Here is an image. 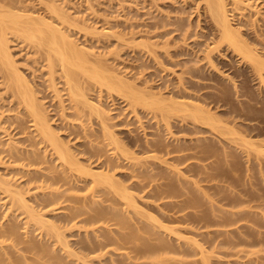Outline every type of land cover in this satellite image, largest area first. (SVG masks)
Masks as SVG:
<instances>
[{
  "label": "rangeland",
  "instance_id": "374dc122",
  "mask_svg": "<svg viewBox=\"0 0 264 264\" xmlns=\"http://www.w3.org/2000/svg\"><path fill=\"white\" fill-rule=\"evenodd\" d=\"M245 2H248L246 3L247 6L244 9L238 10L234 8L235 0L225 1L226 7L229 10L228 13L231 18V22L234 28H237L236 30L239 31L238 37L236 38V43H238L233 46L240 44L237 46V49L242 48V51L231 46L232 44L229 41L222 40L220 26H218L216 17L209 8V2L207 0H0V10L2 9V11L6 12V14H4L5 18L11 15L10 19L8 17L6 18V20L8 19L7 21L12 20L10 23L6 21L7 24H11L8 25L11 28H6L8 29V31L6 30V36L9 40L8 44L10 52L15 62V67L11 68L8 66L10 68L8 69L7 65L5 66V64L2 63V58L0 59V158H2V160L0 159V228L2 229V226L5 228V226L13 224L12 222H14V224L18 225L19 231H17L18 233L20 232L19 237L21 238V242L22 240H32L38 242L42 246L45 245V248L49 246L51 247H49L50 250L48 253L40 251H36L37 253H34L35 251L32 253H24L27 259L26 261L23 259L24 263L21 264H45V262L47 264L50 261L52 264H55V262H62V260L69 264H85V262H87L86 264H119V262L120 264L121 262L127 264H135V262H141L140 264H152L153 262L156 264H264V214H262L264 211V200L262 196V201L261 199L256 200L257 197H260L258 195L264 193V174H262L264 173V171L262 172V169H264V152L260 153L257 151L261 146L264 148V68L261 70L256 67L257 69H255L254 65L257 64L255 63L257 60L254 59L253 62L251 58L248 59L246 56L247 53L250 54L248 49L252 48L253 50H251L257 53L259 58L262 57L261 61L264 58V0H244V3ZM248 5L251 6L248 7ZM20 8L24 14L19 10ZM23 8L27 9L24 10ZM9 11H12V13ZM19 11L23 15H18L16 19L18 20L17 22L14 19L16 18V14L14 13ZM0 13L3 14L4 12L0 11ZM33 15H35L34 18ZM27 16H31L34 20L32 21L28 19ZM60 16H62V18ZM24 17L30 20L29 23L23 22V19L24 21L26 20ZM36 17L37 19L38 17H43L45 21L48 19L47 21L53 22V25H56L57 27L59 26V28L61 27L64 31L66 30L68 35L70 34L73 42H75L76 45L79 46V49H81L80 52L82 51L81 53H85L82 54V56L80 55V57L85 58L87 55V63L82 61L87 74L84 71V68H82L83 71L81 68H79V70L78 67L75 65L73 66V64H65L63 66L60 62L61 60L59 61L60 58L56 54V49L54 47L52 48V46L48 44H41L42 42L39 40V36L41 34L39 35V33H37V29L34 28L37 27L41 30L40 28L43 18H41V20L38 19V24L34 25L37 23V20H35ZM15 23L20 24L17 26ZM28 24H30L31 27ZM32 26L34 27L33 29L35 30V34L39 35L38 38L37 36H34L30 39L23 32L25 31L24 28L31 29ZM33 29H31V32H33ZM41 32L42 30L40 33ZM245 45H247V47ZM82 49H86L87 52L90 50L89 54L86 53V50L83 52ZM245 49H247V51ZM71 57L76 63L80 60L77 55L74 57L73 54ZM49 59H53L52 63H54L50 64L48 62ZM88 59H90L91 62ZM66 66L68 67L66 68ZM64 67L66 69L69 68L70 70L73 67V70L76 68L77 71L75 73L78 77L80 76L79 78L81 79L79 83L81 82V84L78 87L75 85L76 88L73 89H76V92H79L80 90V93L84 91L83 93L87 95V98L89 97V99L91 98L90 100L98 105H101L102 108L106 110L105 116L103 114L101 118L99 114V116L94 114L95 111L91 110L84 102L82 103L84 105L83 106L79 101V99L83 100L81 99V95V97L78 95L79 97L78 99H75V102L71 100L70 93L75 90L71 87L70 91V86H74V83L71 82L70 85V83L66 82L67 77L65 76L67 75L64 74V70H66ZM14 70H17L15 72H18L20 76H24V78L30 82L29 84L32 86L31 93L33 95L35 94L34 98L37 99L35 101L39 102L40 105L42 104L46 109L44 111L45 113L47 111L46 115L48 116L47 118H49L48 120L50 121L52 130L56 131L57 137L60 141L62 140L61 142H63V144L66 143V145L70 147L69 150L71 152V156L74 154V157L70 156V158L76 161L77 164L80 163V166L77 164L71 166L70 163L67 161L65 162L62 158H59V155L55 153L56 150L48 143V138H44L43 135L39 133L36 123H34L35 121L32 120L33 118L29 115V109L25 107L22 95L16 92V83H13L12 80L14 77H10L9 71L13 73ZM87 70H91V72L95 70L96 72L99 71L98 74L100 76L103 71L101 76L102 80L103 78H112L113 72L115 75L118 74L119 77L114 76L112 79L113 81L121 83L124 92L119 93L111 89V91H109V88L106 85H103L105 83L104 80H94L96 81L94 83L93 79H90L91 76L88 75L90 72ZM260 70L261 72H259ZM260 74H262L263 79ZM79 78L77 79L79 80ZM127 87L129 89H127ZM148 91L152 94L148 93ZM122 93L128 95V98ZM133 93L135 97L139 95L141 96L142 94V97H138L140 99L138 102L133 101V98H135L134 95H132ZM206 94H208V97ZM164 97L173 99L172 101L177 102L184 101L190 103L193 101V104L199 103L201 106L202 104L203 106L205 105L204 107L209 109L208 111L210 114L213 112L218 116H214L212 113L214 117L213 120H217V122H215L216 127L213 123H211V125H203V132L199 133V131L197 132L192 130L190 125L191 117H186L184 115L185 110H183V107L184 109L186 107L175 102V104H173L176 105V107L174 105L173 107L170 105L172 101L170 102ZM141 98H143V100L147 98L144 100L145 103L141 100ZM162 98H164V100ZM60 99L64 102H62L65 106L64 110ZM161 99L165 102L164 106H162L163 102H161ZM76 100L79 101L83 108L80 105L79 106L84 109L81 117L80 114L78 115L79 111L75 109V106L73 107V105H75L74 103L77 102ZM159 104H162V108L159 107ZM167 104L170 107L166 106ZM203 106L201 109H203ZM174 108H177L178 111ZM250 108L252 109L250 110ZM185 113L187 114L189 112ZM165 115H168L169 117H166ZM104 117H106V120L102 122L101 120H103ZM183 117H186V119L189 120H184L185 118ZM166 118L169 119L171 128L166 126L167 124H165V121L168 120ZM181 120L185 123H182ZM105 123H107L108 127ZM184 124L188 126L190 130H181L180 126ZM108 129L109 131H112L111 134L114 135L112 136L116 137L113 138L115 139L113 140L115 144L111 140L112 138L109 139L110 136L108 135ZM223 130L225 132L223 133L224 136L221 135ZM236 130H238V133ZM192 131L194 133H192ZM243 135H245V138ZM162 137L164 139H162ZM196 138H200L202 142L205 141L204 143H211V145L216 149L214 150V153L216 152L214 156H216L214 157L212 155L213 157L210 156L211 158L209 157L204 159L205 161L202 158L203 162L200 159L201 157H194L195 159L192 158V161L189 159V161H182L180 164L179 162L177 163V161L172 160V154L170 156L165 153L166 148L164 149L163 146V148L159 146V141H161V143L165 142L166 144L179 142V144L189 145L190 142L195 143L197 140ZM243 138L246 139V141ZM11 146L16 149H11ZM120 146L121 150H123V154L120 150ZM186 150L177 153L183 154ZM11 151L17 156H14L15 160L11 156ZM186 152L188 153V151ZM192 152L189 151V153ZM225 152L228 153V160L225 158V155L227 156ZM125 154L126 156L128 154L129 157L127 156V158ZM153 156H157V158ZM160 158H164V160H160ZM232 159H235L236 162L231 163L230 160ZM105 161L106 163L104 166L103 164ZM228 162L229 165L227 164ZM138 163L140 164L138 165ZM192 163L196 169L192 166ZM110 164H112L113 167ZM108 166H111V168ZM90 167L91 170H86ZM107 167L109 170H107ZM69 168H71V170H69ZM81 169L84 170L82 171ZM205 169L206 171H204ZM92 170L93 173L100 171L103 173L105 171L106 173L109 172L108 175H110V177L113 173L114 177H112L114 180L112 181V178L107 176L106 178H109L110 182H107V184L105 181L103 184L107 190L112 187L109 186V184H111V182H115V180H117L116 183L122 182V185L125 183V185L128 186V189L126 190H129V193H132L134 196L136 195V201L138 200L137 203H139L138 209L136 210L133 207H126L124 205L126 200L121 196L124 194L126 195L128 191L124 193L125 188L120 186L121 183H119L120 185H118L119 187H117V190L113 187L112 189L110 188L111 193H113V190L114 192L116 191V195L114 193L109 194L110 192L106 194L98 193L99 197L96 193L97 197L94 198L97 200L99 199L98 201L100 202H93L91 199L86 200L89 202H87V205H85L84 208L82 207L83 212L80 210L79 213L82 215L80 214L79 219H86L88 218V215L89 217H92V215H94L92 213L101 210V208H105V210L102 209V213H104L102 215L103 217L101 216L97 221L95 220L99 216L95 213L97 215H95L96 219L93 220L95 221V224H93V222L87 223L85 221L84 224L83 221L82 223L79 221L78 223H80V225L78 226L77 224L78 227L76 225L74 226L73 222L70 223L71 226L73 225L71 227L69 222L67 223L65 221V218L71 216L70 213L74 211H71V207H74L76 204L73 201L70 202V200L62 203L64 204V208L62 207L57 209L56 206L55 208H52V205L50 207H47L48 205H45V207L44 205L39 206L42 199L45 198L44 196H48L50 189L56 188L57 186L59 187V192H63V190H65V195H69L70 197H82L84 194L91 197L90 191L87 189L89 187L86 188V186H88L89 183H92ZM139 170H141V172H139ZM30 171V175L37 174L36 176H39L36 178L37 180L32 182L27 180V174H29L28 172ZM211 171L212 174H214L213 177L209 176V174L212 176ZM138 172L142 174L143 182L150 183L154 186L164 181L173 182L176 188L175 196H169L170 199L165 198L163 200L161 199V201L157 198L158 201H156V197L154 198L151 195L153 194V191L151 192L150 190V187H152L150 184L145 191L143 189L140 190L141 188L135 185L134 180H140L138 176V180L135 179ZM143 173L148 175L147 177L150 181L145 174L143 175ZM195 173H197V175ZM227 173L228 176L226 175ZM64 175L69 179L63 177ZM151 175H153L156 179L151 180V177H153ZM134 176L135 178H133ZM162 176L166 177L165 180ZM3 177L6 178L7 182H11L10 188H12V190L16 189L15 191L17 192V195H20L22 191L21 194H23V197H25L27 201L25 202L30 206L33 205L35 213L30 209V211L28 210L30 212L29 215L27 209L25 210V206H23L24 208L19 207L18 203L12 202L13 200L18 201L20 196L18 197L14 192H12L15 194L14 196L18 197L16 199L11 192L5 191L7 185L4 183L3 180L5 178ZM50 177H62V180H65V182L61 180L64 184L59 181L60 185L57 183V185H52L50 187ZM209 177L212 178V180L214 179L215 182L209 180ZM229 177H234L235 180L234 178ZM38 178H40V180ZM45 178L47 180H44ZM76 178H84L83 181L88 184H83L81 183L82 181L78 182L76 181ZM161 178L163 180H161ZM194 180L198 181L194 183ZM78 186H80V188ZM44 187L49 188L46 190ZM248 190L251 194L248 193ZM119 191L121 193L123 192V194L119 195ZM201 191L204 192V194ZM213 192H215V197H212ZM191 193L200 198V204L204 208L201 209L202 207L200 205L199 208H197L198 206H190L175 215H183L185 213L195 215L196 212L197 214H200L201 211L205 209L210 211L209 209L211 208L213 210H218L220 208L219 210L223 209L224 211L245 208L247 210H251L250 212L252 214H257V219L258 216H263L259 222L260 227H258V225L253 227L252 220L251 223H248L250 222L248 220H244L240 222L239 227L237 225H229L230 227L226 225L227 227L224 226L221 228L219 225H210L209 227L203 226L204 228H202L201 224L195 223V221L191 219L185 223H181L172 221L163 216L166 211L161 206L165 200H177L181 202L185 195H191ZM201 193L203 194V197L205 196L204 198ZM221 193L223 196L230 194V196H239L248 200L250 196L252 197V195L256 193L257 196L254 195L252 198L250 197L251 203L246 205L244 203L239 207H235L234 205L230 206L231 203L228 201L221 202L226 199L223 197L222 200V197L219 196ZM150 195L151 197L149 198ZM103 196L105 197V200ZM212 198L216 199L213 201ZM254 201L258 202L255 203ZM208 202L210 204H208ZM140 205L145 208L142 209V207H140L144 211V215L141 213L142 210L139 211ZM98 207H100V209ZM96 208L97 211L95 210ZM112 211L115 212L116 218L120 221L123 216L122 221L124 222L114 224L118 222V220H115L113 217L114 214L112 215ZM107 212L111 215L109 213L107 214ZM33 213L34 215L42 213V216L44 217H40V215L35 217L32 215ZM162 213L163 215H160ZM118 215H121V217ZM29 216L32 217L29 218ZM39 217L40 219L44 218L43 220L46 221V226L50 222H52V224L55 222L58 231L57 229L55 231L53 230V232L49 231V228L46 226H43V229V222H40ZM153 217H156L158 220L160 219V221L157 219L153 220ZM112 218H114L115 222ZM48 220L50 221L48 222ZM161 221L163 222V225L179 227V233L175 234L169 230L165 231V228H160L159 225L162 224ZM127 223L129 226L131 225V229L132 231L134 230L133 232L135 233L130 237V241L124 243L126 248L123 246V241H118V243L115 242V244L113 243L111 246L110 243L107 245L108 247H104L102 250L95 249V252L91 250L90 253L88 241H97L100 237L96 238L95 236L98 235L103 237L101 234H108V232L111 233H109V235L115 237L116 235H114V233L112 234L113 230L115 234L120 229L122 232H128V227V229L126 227L122 228V226L127 225ZM52 224L50 223V225ZM142 224L144 229L142 228ZM50 225L48 224V226ZM244 225L247 226V228ZM105 228H107L108 231ZM152 228L155 231L157 230V236L161 235L162 237L168 239L167 241L170 244H173L171 246H173L174 249H171L172 252L170 250V252L167 251L168 254H165L166 251H163V253L160 252L159 255L154 256L147 253L142 256V259L141 257H138L139 260L136 256L134 258V254L137 251L136 250L134 253V249L136 247L135 239L137 237L149 238L152 234L149 240H153V238H156L157 236L155 233L153 234L155 231H153ZM56 231L58 233H56ZM147 231L151 233L149 234ZM240 231H242V233ZM251 231H253V233ZM47 233H49L50 236L47 235ZM200 233L202 236H200ZM245 233H247V236ZM250 233L252 235L255 234V241L251 236H249ZM58 235L60 236L59 238ZM221 235H223V237ZM258 236L260 238L262 236V240L258 239ZM19 237L17 235L16 238ZM225 237H230L235 240V243H232L234 245H228V243H222V245L219 244ZM246 238H248L249 241ZM2 239H4V241ZM6 239L5 237L0 239V253L4 254L3 256L5 258L9 255L8 253L11 255L18 254L17 256L23 253L20 249L19 251H16L18 250V247H22L24 245L23 242L18 244L16 248H13L10 246L13 244L11 239L8 238L7 241ZM196 239L199 241L201 240L200 242L198 241L200 244L194 242ZM260 240L261 242L263 241V244L259 242ZM61 241L65 243L61 244ZM192 241L194 242V245ZM83 242H85V244ZM214 242L217 243L215 244ZM251 242L253 244H251ZM119 244L124 248L121 247V250H119ZM128 245H131L132 247L134 246V249L131 246L128 247ZM260 245L262 246V249ZM6 246L8 248L10 247L9 249L11 250H9ZM66 246L69 247V250H67ZM214 246L217 248H214ZM7 250H9V252H7L8 255L5 256ZM75 250L76 253H74ZM182 250H186L188 253H182ZM202 250L204 252L203 256L205 257L206 255L208 257V261H206L207 257L205 258V261L204 258L202 259L203 256L200 252ZM50 252L54 255H50ZM83 254L88 257L83 256ZM57 255L62 257L60 258ZM0 256L2 257L1 254ZM30 256L31 258H34V262L32 259L30 260ZM52 256H54L53 259L51 258ZM55 257L58 261H53L55 260ZM84 257L86 258L84 259ZM9 259L10 258L7 257L8 262ZM7 260L5 259V261ZM80 260H82V262ZM5 261L4 263H6Z\"/></svg>",
  "mask_w": 264,
  "mask_h": 264
},
{
  "label": "bare ground",
  "instance_id": "6f19581e",
  "mask_svg": "<svg viewBox=\"0 0 264 264\" xmlns=\"http://www.w3.org/2000/svg\"><path fill=\"white\" fill-rule=\"evenodd\" d=\"M208 2H209V8L211 9V11H212V13H213V15L216 17V21H217V24H218V26H220V29H221V38H222V40L223 41H225V40H227V41H229L231 44V46H233V45H236L237 43H236V38L238 37V34H239V31L238 30H236L235 28H234V26H233V24H232V22H231V18L229 17V13H228V9H227V7H226V3H225V1L226 0H207ZM246 3H248V2H245L244 3V0H235V7L234 8H236V9H244L247 5H246ZM54 4V3H53ZM3 6V5H2ZM54 6V5H53ZM251 6V5H250ZM249 5H248V7H250ZM1 7V6H0ZM22 8V7H21ZM21 8L19 9L20 11H21ZM55 8V7H54ZM58 8V7H57ZM11 9V8H10ZM9 9V10H10ZM18 9V8H17ZM24 9V8H23ZM27 9V8H26ZM26 9H24V10H26ZM4 10V9H3ZM61 10V9H60ZM1 12H4L3 14L2 13H0V59L2 58V63L3 64H5V66L7 65V67L9 66V67H11V68H13V67H15V65H14V59H13V57H12V55H11V52H10V48H9V40H8V38H7V36H6V30L8 31V29H6V28H11L10 26H8V25H11V24H9L10 23V21L12 22V20H10V21H7L6 20V18L8 17L9 19H10V16H7L6 18H5V15L4 14H6V12L5 11H2V9L0 10ZM15 11V10H14ZM18 11V10H17ZM19 11V12H20ZM56 11V10H55ZM246 11V10H245ZM9 12H11L12 13V11H9ZM8 12V13H9ZM19 12H15L14 14H16V18H14L15 19V21H17L18 22V20H16L17 19V17H18V15L20 16V15H23V14H21V12L19 13ZM26 12V11H25ZM29 12V11H28ZM240 12H242V11H240ZM244 12V11H243ZM58 13H60V12H58ZM32 14V13H31ZM30 14V15H31ZM60 15V14H59ZM58 15V16H59ZM34 16L35 15H33V18H34ZM22 17V16H21ZM20 17V18H21ZM28 17V19H30V20H34L31 16H27ZM61 18H62V16H60ZM64 17V16H63ZM20 18H19V20H20ZM25 18V17H24ZM41 18H43V17H41ZM41 18H39L38 17V19H40L41 20ZM60 18V19H61ZM26 19V18H25ZM28 19H26L25 21H24V19H23V22H28L29 23V21L30 20H28ZM38 19H37V17L35 18V20H37V23H35L34 25H36V24H38ZM45 19H46V17H45ZM65 19V18H64ZM63 19V20H64ZM48 20V19H47ZM45 21L44 20V18L42 19V23H41V30H42V32L40 33V31L41 30H39L37 27H33L32 26V28L31 29H37V33H39V35H36L35 34V30L33 29L32 31L33 32H31V29H26V28H24L25 29V31H23L24 32V34H26V36H28L30 39H32V37H34V36H37V38H38V36L40 37L39 38V40L42 42L41 44H48V45H50V46H52V48L54 47L55 49H56V54H57V56L60 58L59 59V61L63 64V66L66 64V65H69V64H73V66L75 65L76 67H78V69L79 68H81V70H82V68H84V63H87V59H86V57H87V55H86V57L84 58V57H80V55L82 56V54H85V53H81L80 52V50L81 49H79V46L78 45H76V43L75 42H73V39L70 37V34L68 35V33H66V30L64 31L63 29H61V27L59 28V26L57 27L56 25H53V22H51V21ZM59 20V19H58ZM6 21L7 22H9L8 24L6 23ZM21 21V20H20ZM14 22V21H13ZM35 22V21H34ZM31 23H33V22H31ZM6 24V25H5ZM16 24V23H15ZM18 24H20V23H17L16 25L17 26H19ZM28 25H30V24H28ZM26 26V25H25ZM39 26H40V23H39ZM14 27V26H13ZM30 27H31V25H30ZM22 28V29H23ZM27 31V32H26ZM241 33V32H240ZM8 34V33H7ZM236 36V37H235ZM240 36V35H239ZM71 38V39H70ZM239 39H241V38H239ZM239 39H237V40H239ZM241 40H243V39H241ZM244 42V41H243ZM40 43V42H39ZM240 45V44H239ZM239 45H237V46H239ZM78 46V47H77ZM217 46V45H216ZM237 46H233L235 49H237ZM246 47H247V45H245ZM49 48V47H48ZM51 48V49H52ZM81 48H83V47H81ZM252 49V48H251ZM251 49H248L249 50V52H250V54L249 53H247L246 54V56L248 57V59L249 58H251V60H253V62H254V59L255 60H257V62L255 61V63H257L256 65H254V68L255 69H257L256 67H258V68H260L261 70L264 68V58H263V62L261 61V58H259V56L257 55V53H255L254 51H252ZM83 50V49H82ZM86 50V49H85ZM85 50H83V52L85 51ZM237 50H242V48H238ZM246 51H247V49H245ZM252 51V53H251V51ZM51 51V50H50ZM55 51V50H54ZM243 51V50H242ZM89 52H90V50H89ZM89 52H87V50H86V53H88L89 54ZM257 52V51H256ZM246 53V52H245ZM55 54V55H56ZM74 54V57H75V55H77L78 56V58H80V60H78V62L76 63V62H74L73 60V58L71 57L72 55ZM91 54V53H90ZM245 55V54H244ZM253 55V56H252ZM254 55H255V57H254ZM56 56V57H57ZM83 56H85V55H83ZM88 56H90V55H88ZM245 56V57H246ZM250 56V57H249ZM258 59H257V58ZM77 58V57H76ZM91 58V57H90ZM53 60V59H52ZM52 60H50L49 59V63L51 64L52 63ZM88 60H90V59H88ZM93 60V59H92ZM84 63H83V62ZM59 62V63H60ZM90 62H91V60H90ZM54 63V62H53ZM52 63V64H53ZM49 64V65H50ZM61 64V65H62ZM263 66H262V65ZM51 66H53V65H51ZM50 66V67H51ZM62 66V67H63ZM87 66V65H86ZM94 66H95V63H94ZM99 66V65H98ZM101 66V65H100ZM8 67V69H10ZM61 67V68H62ZM68 66H66V68H67ZM262 67V68H261ZM65 68V67H64ZM65 68V69H66ZM71 68V67H70ZM74 68V67H73ZM73 68H71V70H73ZM96 68V67H95ZM104 68V67H103ZM51 69H52V67H51ZM69 69V68H68ZM68 69H66V70H64V69H62V70H64L65 71V73L64 74H66L67 76H65V77H67V79H66V82L67 83H70V85H71V82L72 83H74L73 85L74 86H70V91H71V87H72V89L73 88H76L75 87V85L78 87V86H80V84H81V82L79 83V81H80V79L81 78H79L78 76H77V74L75 73L77 70H76V68H75V70H73V71H71L70 69L68 70ZM88 69V68H87ZM100 69V68H99ZM106 69V68H105ZM104 69V70H105ZM80 70V69H79ZM261 70L259 71V72H261ZM15 71H17V70H14L13 71V73L12 72H10L9 71V74H10V77L12 78V77H14L12 80H13V83L15 82L16 84H15V88H16V92H18L20 95H22V98H23V102H24V104H25V107H27V109H29V115L33 118L32 120H34L35 122L34 123H36V126H37V128H38V130H39V133H41L42 135H43V137L44 138H46L49 142V144L51 145V146H53L52 148L53 149H55L56 151H55V153H57V155H59L58 157L59 158H62L65 162L67 161L68 163H70V165L72 166V165H75V164H77V162L76 161H74L72 158H70V156H71V152H70V147H68V145H66V143L65 144H63V142H61L60 140H59V138L57 137V134H56V131L55 130H52V128H51V124H50V121L48 120L49 118H47L48 116L46 115V113H47V111H46V113H45V111L44 110H46L45 108H44V106L41 104L40 105V103L39 102H36L35 100H37L36 98H34V96H35V94L33 95L32 93H31V85L29 84L30 82L28 81V80H26L25 78H24V76L22 77V76H20L19 74H18V72H15ZM63 71V72H64ZM69 71H71V72H69ZM83 71V70H82ZM84 71L86 72V68H84ZM87 71H89V70H87ZM111 71V70H110ZM115 71V70H114ZM90 73L88 74L89 76H91L90 77V79H93V81L94 80H101V81H103L104 80V86L106 85L108 88H109V91H111V90H114V91H117V92H119V93H121V92H124L123 91V87H122V85H121V83H119V82H117V81H113V77L114 76H118L119 77V75L118 74H116L115 75V73L113 72V74H112V78H109L108 76H106L107 78H109V79H106V78H103V80L101 79V76H102V72H101V76L98 74L99 73V71L98 72H96V70L95 71H92L91 72V70L89 71ZM109 72V71H108ZM83 73V72H82ZM104 73H105V71H104ZM110 73H112V72H110ZM12 74V75H11ZM86 74H87V72H86ZM14 75V76H13ZM261 75V78H262V74H260ZM121 76V75H120ZM264 76V75H263ZM123 77V76H122ZM77 78H79V80L77 79ZM126 78V77H125ZM119 79V78H118ZM263 79V78H262ZM11 80V79H10ZM78 80V81H77ZM115 80H116V78H115ZM96 81H94V83L96 82ZM100 81V82H101ZM122 81V80H121ZM125 81V80H124ZM263 81V80H262ZM90 82V81H89ZM86 83V82H85ZM99 83V82H98ZM83 84V83H82ZM30 85V86H29ZM101 85H102V83H101ZM129 85V84H128ZM127 85V86H128ZM128 87H130V86H128ZM127 87V89H129ZM132 87V86H131ZM84 88V87H83ZM83 88H82V90H83ZM79 89H80V87H79ZM111 89V90H110ZM73 90H75L74 92H71L70 93V97H71V100L72 101H74L75 102V99H78V97L80 96L81 97V99H83V100H80L79 99V101L81 102V104L84 102V103H86V105H88L89 107H90V109L91 110H93V111H95L94 112V114H96V115H100L101 116V118H102V116H103V114H104V116H105V111L106 110H104L103 108H102V106L101 105H98V104H96L95 102H93L92 100H90L89 99V97L87 98L86 96V94L85 93H83L84 91H82V93H80V90H79V92H76V89H73ZM78 90V89H77ZM132 90V89H131ZM135 90V89H134ZM34 91V90H33ZM129 91V90H128ZM101 92V91H100ZM33 93H35V92H33ZM148 93H151L150 91H148ZM85 94V95H84ZM123 94V93H122ZM152 94V93H151ZM150 94V95H151ZM79 95V96H78ZM123 95H126L125 93L123 94ZM132 95H134V93L132 94ZM149 95V96H150ZM205 95V94H204ZM208 94H206V96H207ZM127 96V98H128V95H126ZM131 96V95H130ZM148 96V95H147ZM211 96V95H210ZM223 96V95H222ZM84 97V98H83ZM131 97H133V96H131ZM134 97H135V95H134ZM138 97H142V94H141V96L139 95V96H137V97H135V98H133V101H136V102H138L140 99L138 98ZM145 97V96H144ZM162 97V96H161ZM208 97V96H207ZM150 98V97H149ZM164 98H166V97H164ZM164 98H162L163 100H164ZM173 98V97H172ZM221 98V97H220ZM135 99V100H134ZM147 99V98H146ZM146 99H144V100H146ZM157 99V98H156ZM161 99V102H163V105L162 106H164V101ZM166 99H168V98H166ZM166 99H165V101H166ZM207 99V98H206ZM61 101V105H63V100L62 99H60ZM141 100L144 102V100H143V98H141ZM153 100V99H152ZM170 102L173 100V99H168ZM77 102L76 103H74L75 105H73V107L75 106V109H77L79 112H78V115L80 114V117L82 116L81 114H83L82 112L84 111V109H82L83 107L81 106V104L79 103V101L78 100H76ZM92 101V102H91ZM154 101V100H153ZM160 101V100H159ZM216 101V100H215ZM63 102V103H62ZM136 102H132V103H136ZM177 103V104H180V105H182V106H185L186 108L184 109V107H183V110H185V112H189V113H185L184 112V115L187 117H191V129L192 130H194V131H199V133L200 132H203L204 131V126L205 125H207V124H210L211 125V123H213L214 125H215V122H217V120H213L214 119V117H213V115H212V113L210 114L209 113V109L206 107H204L203 106V104H202V106H203V109H201V105L199 104V103H192V102H190V103H187V102H184V101H180V102H177V101H172L171 103H170V105L171 106H173L175 103ZM199 102V101H198ZM202 102V101H201ZM100 103V102H99ZM145 103V102H144ZM174 103V104H173ZM101 104V103H100ZM168 104H169V102H168ZM166 105V106H169V105ZM206 104V103H205ZM82 107H80V106ZM83 105V104H82ZM138 105V104H137ZM160 105V104H159ZM161 105L159 106V107H161ZM84 106V105H83ZM145 106V105H144ZM155 106V105H154ZM175 107H176V105H174ZM173 106V107H174ZM177 106H179V105H177ZM181 106V107H182ZM252 106V105H251ZM64 105L62 106V108H63V110H64ZM158 107V108H159ZM170 107V106H169ZM157 108V107H156ZM162 108V107H161ZM164 108V107H163ZM248 108V107H247ZM174 109H177V108H174ZM199 109H201V110H199ZM204 109H205V111H204ZM252 108H250V110H251ZM196 110V111H195ZM249 110V109H248ZM163 111V110H162ZM177 111H178V109H177ZM181 111H182V109H181ZM207 111H208V113H207ZM248 112V111H247ZM249 113V112H248ZM214 114V116H217V115H215L216 113H213ZM98 115V116H99ZM162 115V114H161ZM166 116V115H165ZM166 117H169L168 115L166 116ZM186 117H183V118H185L184 120H189V119H186ZM218 117V116H217ZM106 117H104L103 118V120H101L102 122L103 121H105L106 119H105ZM171 118V117H170ZM182 118V119H183ZM166 119H168V118H166ZM219 119V118H218ZM220 119L222 120V118L220 117ZM164 120V119H163ZM165 121V120H164ZM212 121H214V122H212ZM166 123L165 124H167L166 126L168 127V128H171V126H170V124H169V119L168 120H166L165 121ZM181 122H182V120H181ZM184 122V121H183ZM182 122V123H183ZM189 122V121H188ZM188 122H186V123H188ZM185 123V122H184ZM106 124V126H107V123H105ZM212 124V125H213ZM204 125V126H203ZM108 127V126H107ZM215 127H216V125H215ZM211 128H212V126H211ZM256 128V127H255ZM180 129L181 130H190L189 129V127L188 126H186L185 124L184 125H181L180 126ZM169 130V129H168ZM214 130V129H213ZM235 130V129H234ZM239 130H241V129H239ZM256 130V129H255ZM171 131V130H170ZM185 131H183V132H185ZM111 132L112 131H109V129H108V135L110 136H108L109 137V139H111L112 141L113 140H115V139H113V138H116V137H113L114 135L113 134H111ZM236 132L238 133V130H236ZM241 132V131H240ZM239 132V133H240ZM247 132V131H246ZM171 133H173V132H171ZM192 133H194L193 131H192ZM223 133H225L224 132V130L222 131V134L221 135H223ZM197 134V133H196ZM113 135V136H112ZM188 135V134H187ZM162 136V135H161ZM224 136V135H223ZM243 137L245 138V135H243ZM43 138V139H44ZM178 138V137H177ZM243 138V139H244ZM108 139V138H107ZM161 139V138H160ZM162 139H164L163 137H162ZM176 139V138H175ZM181 139V138H180ZM197 139V140H196ZM195 140H196V142L195 143H189V145H183V144H179V142H176V143H174V144H166L165 142H163V143H161V141H159V146L160 147H164V149H165V153L168 155H170L171 156V154L173 155V156H171V158H172V160H175V161H177V163L179 162H184V161H186L187 162V160L189 161V159L191 160L192 158H200L201 160H202V158H203V160L204 159H207V158H209L210 156L211 157H213L214 156V154L216 153H214V150H216L212 145H211V143H204V142H202L201 141V139L200 138H196ZM47 140H46V142H47ZM178 140H179V138H178ZM177 140V141H178ZM203 140V139H202ZM232 140V139H231ZM245 141H246V139H244ZM116 141H118V140H116ZM157 141V142H158ZM181 141V140H180ZM114 142V141H113ZM112 143V142H111ZM119 143H120V141H119ZM181 143V142H180ZM114 144H115V142H114ZM116 145H118V144H116ZM154 145V144H153ZM214 145V144H213ZM218 145V144H217ZM216 145V146H217ZM159 146H157V147H159ZM171 146V147H170ZM123 147V146H122ZM162 147V148H163ZM11 149H16L15 147H13V146H11L10 147ZM223 148V147H222ZM123 149V148H122ZM186 149H192V150H186ZM219 149V148H218ZM120 150H121V146H120ZM184 150H186V151H188V153L186 152H183V154H178L177 152H181V151H184ZM194 150V151H193ZM224 150H227V149H224ZM223 150V151H224ZM122 151V154H123V150H121ZM126 151V150H125ZM162 151H163V149H162ZM189 151H193L192 153H189ZM218 151V150H217ZM229 151V150H228ZM227 151V152H228ZM258 152H264V148L261 146V147H259V149L257 150ZM73 153V152H72ZM126 153H127V151H126ZM164 153V154H165ZM175 153H177V154H175ZM218 153V152H217ZM226 153V152H225ZM200 154V155H199ZM223 154V153H222ZM227 154V156L225 155V158L227 159L228 158V153H226ZM259 154V153H258ZM213 155V156H212ZM11 156L13 157V159H14V156H16V154L15 153H13L12 151H11ZM33 156V155H32ZM35 156V155H34ZM125 156H126V154H125ZM127 156H128V154H127ZM126 156V157H127ZM216 156V155H215ZM214 156V157H215ZM17 157V156H16ZM71 157H74V154H73V156H71ZM129 157V156H128ZM127 157V158H128ZM148 157V156H147ZM150 157V156H149ZM153 157H155V158H157V156H153ZM159 157H161V156H159ZM210 157V158H211ZM223 157V156H222ZM234 157V156H233ZM233 157H231V158H233ZM135 158V157H134ZM194 158V159H195ZM1 160H2V158H0ZM70 159H72V160H70ZM217 159V158H216ZM225 159V160H226ZM241 159V158H240ZM15 160V159H14ZM140 160V159H139ZM138 160V161H139ZM160 160H164V158L162 159V158H160ZM198 160V159H197ZM200 160V161H201ZM203 160H202V162H203ZM218 160V159H217ZM228 160V159H227ZM107 161H109V160H107ZM192 161V160H191ZM205 161V160H204ZM231 161V163H234V162H236V160L235 159H232V160H230ZM229 161V162H230ZM162 162V161H161ZM174 162V161H173ZM185 162V163H186ZM221 162V161H220ZM229 162L227 163L228 165H229ZM0 163H1V161H0ZM105 163H106V161L104 162V166H105ZM115 163V162H114ZM167 163V162H166ZM175 163V162H174ZM176 163V164H177ZM189 163V162H188ZM224 163V162H223ZM116 165H118L117 163H115ZM133 164V163H132ZM140 163H138V165H139ZM147 164V163H146ZM181 164V163H180ZM225 164H226V162H225ZM224 164V165H225ZM77 165H79L80 166V163H78ZM108 165V164H107ZM106 165V166H107ZM112 167H113V165L112 164H110ZM136 165V164H135ZM175 165V164H174ZM223 165V164H222ZM234 165V164H233ZM237 165V164H236ZM111 166H108L109 168H111ZM115 166V165H114ZM189 166V165H188ZM192 166H194L193 165V163H192ZM201 166V165H200ZM206 166V165H205ZM204 166V167H205ZM235 166V165H234ZM261 166H262V164H261ZM83 168H85L84 166H82ZM107 167V170H109V168ZM116 167H118V166H116ZM148 167V166H147ZM150 167V166H149ZM195 167V166H194ZM199 167V166H198ZM197 167V168H198ZM81 168V167H80ZM88 168V167H87ZM106 168V167H105ZM249 168V167H248ZM261 168V167H260ZM72 169H74V168H72ZM78 169H79V167H78ZM195 169H196V167H195ZM194 169V170H195ZM206 169H208V168H206ZM206 169L204 170V171H206ZM228 169V168H227ZM69 170H71V168H69ZM82 171L84 170V169H81ZM86 170H91V167L89 168V169H86ZM111 170V169H110ZM144 170V169H143ZM193 170V169H192ZM199 170H200V168H199ZM233 170V169H232ZM112 171V170H111ZM138 171V170H137ZM136 171V172H137ZM147 171V170H146ZM188 171H191V170H188ZM208 171V170H207ZM264 171V169H262V172ZM87 172V171H86ZM139 172H141V170H139ZM138 172V174L136 175V178H135V176L133 177V178H135V179H137L138 180V178L140 179L139 181H135L134 180V183H135V185L136 186H138L139 188H141L140 190H144L145 191V189H147V187L149 186V184L150 183H146V182H143V178H142V174L141 173H139ZM144 172V171H143ZM150 172H152V171H150ZM161 172V171H160ZM160 172H158V173H160ZM195 172V171H194ZM200 172H203V171H200ZM199 172V173H200ZM261 172V173H262ZM29 174H27L28 175V181L30 182H32V181H34V180H37L36 178L37 177H39V176H36L35 174V176L34 175H30V173H31V171L30 172H28ZM89 173V172H88ZM92 175L91 176H93V180H92V183L90 184L89 183V185L88 186H86L88 183L87 182H84L83 180H84V178L83 179H80V178H76L77 180L76 181H82L81 183H86V185H84V186H86V188L87 187H89V188H87L89 191H90V195H91V197H89V196H87V195H85L84 194V196H80V197H78V196H76V197H74L73 195V197H70L69 195H65V190H63V192H59V187L57 188H51L50 189V191H49V193H48V196L46 197V195L44 196L45 198L44 199H42V201H41V203H40V205L39 206H43L44 205V207H45V205H48L47 207H50L51 205H52V208L54 207L55 208V206L57 207V209L58 208H64V204H62V203H64V202H67L68 200H70V202L71 201H73L74 203H72L73 205H75L74 207L72 206L71 207V211L72 210H74V211H72L73 212V214H72V212L70 213L71 214V216H69L68 218H65L66 220V222L68 223L69 222V224L71 223V222H73V224H74V226L76 225L77 226V224H78V226L80 225V223H78L79 221H81V223H82V221L84 222H87V223H92L93 222V224H95V221H97L104 213H102V209H104L105 210V208H101V210H99L100 209V207H98L99 209V211H97V208L95 209L97 212H95L99 217L96 219V217H95V213H92V214H94V215H92V217H89V215H88V218H86V219H79V217H80V214L81 213H79L80 212V210H82V207L84 208V206L85 205H87V202H89V201H86L87 199H91V201H93V202H96V201H98L96 198H94V197H97L96 196V193L98 194H100V193H102V194H106V193H108V192H110L109 194H115L116 195V191L114 192V190H113V193H111V190H110V188L112 189V187L115 189V190H117V187H119L118 185H120L119 183H121V185L120 186H123L124 188H125V190H124V193L125 192H127L126 193V195L124 194V195H122L121 197L122 198H125V206L126 207H133L134 209H138V204L139 203H137V201H136V198H135V196L132 194V193H129V190H126V189H128V186L127 185H125V183H124V185H122L123 183L122 182H118V183H116V181L117 180H115V182H111V184H109V186H112V187H110L108 190H107V188L106 187H104L103 186V184H104V182L106 181V183L107 182H110L109 180V178H112V181L114 180L113 179V173H112V176L110 177V175H108V173H106V171L103 173V172H97V173H93V170H92ZM90 173V174H91ZM107 175H106V174ZM111 173V172H110ZM164 173V172H163ZM210 173V172H209ZM232 173V172H231ZM140 174H141V178H140ZM145 173H143V175H144ZM196 175H197V173H195ZM208 174V173H207ZM211 174H212V171H211ZM262 174H264V173H262ZM25 175V174H24ZM65 175H67V174H65ZM65 175L63 176V177H65ZM146 175V174H145ZM155 175V174H154ZM163 175V174H162ZM182 175H183V173H182ZM206 175V174H205ZM213 175L214 174H212V176L209 174V176L210 177H213ZM227 176H228V173L226 174ZM54 176V175H53ZM60 176H62V175H60ZM73 176V175H72ZM81 176V175H80ZM109 177L108 179L106 178V177ZM137 176H138V178H137ZM148 175H146V177H147ZM151 176H153V175H151ZM159 176H160V174H159ZM200 176V175H199ZM206 176H208V175H206ZM264 176V175H263ZM149 177H150V175H149ZM163 177V176H162ZM209 177V178H210ZM3 178H5V177H3ZM61 178V179H60ZM50 177V183H51V185H49L48 184V182H47V184L51 187L52 185H57V183L59 184V181H61L63 178L62 177ZM65 178H68V177H65ZM104 178V179H103ZM148 178V177H147ZM152 179L151 180H154V179H156V178H154V176L153 177H151ZM164 178V180H165V178L166 177H163ZM195 178V177H194ZM227 178V177H226ZM229 178H234V177H229ZM39 180H40V178H38ZM69 179V178H68ZM68 179H66V180H68ZM74 179V178H73ZM73 179H71V180H73ZM142 179V180H141ZM180 179V178H179ZM198 179V178H197ZM216 179V178H215ZM44 180H47L46 178L44 179ZM108 180V181H107ZM148 180H149V178H148ZM161 180H163L162 178H161ZM167 180V179H166ZM198 180H200V179H198ZM198 180H194V183H196ZM209 180H211V181H214V179L212 180V178H210ZM234 180H235V178H234ZM237 180V179H236ZM4 181V183H6V185H7V187L5 188V191H9V192H14L15 194L17 193L15 190L16 189H14V190H12V188H10V183L11 182H7L6 181V178L3 180ZM8 181H9V179H8ZM27 181V182H28ZM62 181H64L65 182V180H62ZM61 181V182H62ZM150 181V180H149ZM170 181V180H169ZM233 181V180H232ZM69 182H71V181H69ZM159 182H160V177H159ZM215 182V181H214ZM213 182V183H214ZM217 182V181H216ZM238 182H240V181H238ZM63 183V182H62ZM67 183V182H66ZM115 183V184H114ZM193 183V182H192ZM193 183V184H194ZM228 183V182H227ZM234 183V182H233ZM29 184V183H28ZM64 184V183H63ZM108 184V183H107ZM153 184V183H152ZM212 184V183H211ZM216 184V183H215ZM238 184V183H237ZM246 184V183H245ZM259 184V183H258ZM13 185V184H12ZM48 185H44V186H48ZM60 185V184H59ZM62 185V184H61ZM151 185V184H150ZM195 185V184H194ZM225 185V184H224ZM228 185H230V184H228ZM236 185V184H235ZM38 186V185H37ZM108 186V187H109ZM152 187H150V190H151V192L153 191V194H151L155 199H157V198H159L160 200L159 201H161V199L163 200V199H165V198H168V199H170L169 198V196H175V190H176V188H175V184L173 183V182H160L159 184H157V185H151ZM213 186H215V185H213ZM219 186V185H218ZM231 186V185H230ZM237 186V185H236ZM236 186H235V188H236ZM29 187V186H28ZM39 187V186H38ZM43 187V186H42ZM55 187V186H54ZM60 187H62V186H60ZM70 187V186H69ZM79 188H80V186H78ZM123 187H121V188H123ZM137 187V188H138ZM195 187V186H194ZM243 187V186H242ZM46 190L49 188H47V187H44ZM43 188V189H44ZM75 188V187H74ZM83 188V187H82ZM138 188V189H139ZM209 188V187H208ZM207 188V189H208ZM219 188V187H218ZM229 188V187H228ZM231 188V187H230ZM233 188V187H232ZM42 189V188H41ZM85 189V188H84ZM86 189V190H87ZM119 189V188H118ZM130 189V188H129ZM207 189H206V191H207ZM214 189H215V187H214ZM247 189V188H246ZM52 190V191H51ZM58 190V191H57ZM120 190H123V189H120ZM229 190H231V189H229ZM245 190V189H244ZM249 190H251V189H249ZM249 190H248V193H250L249 192ZM257 190V189H256ZM259 190V189H258ZM261 190H262V188H261ZM18 191H21V190H18ZM196 191L198 192V190L196 189ZM205 191V192H206ZM208 191H209V189H208ZM207 191V192H208ZM214 191V190H213ZM241 191V190H240ZM247 191V190H246ZM245 191V192H246ZM255 191V190H254ZM264 191V190H263ZM120 192V191H119ZM202 192V191H201ZM206 192V193H207ZM223 192V191H222ZM224 192H227V191H224ZM234 192V191H233ZM243 192V191H242ZM14 193H12V195L14 196L15 194ZM21 193H22V191H21ZM20 193V195L18 194H16L18 197H19V199H18V201H12V202H16V203H18V205H19V207H23V206H25V210L27 209V211L29 210L30 211V209L31 210H33L34 211V213H35V208L33 207V205H28L26 202V199H25V197H23V194H21ZM144 193V192H143ZM203 194H204V192H202ZM201 193V194H202ZM210 193V192H209ZM214 193L215 192H213V196L212 197H215V195H214ZM232 193V192H231ZM237 193H239V192H237ZM10 194V193H9ZM46 194V193H45ZM99 194H98V196H99ZM119 195L120 194H123V192L121 193H118ZM203 194H202V197H203ZM211 194V193H210ZM233 194V193H232ZM236 194V193H235ZM234 194V195H235ZM246 194V193H245ZM251 194V193H250ZM264 193H262L261 195H258V196H260L259 198L257 197L256 198V196H257V193L256 194H254V195H256L255 196V198H256V200H258V199H261L262 197H263V200H264V195H263ZM22 195V196H21ZM147 195V194H146ZM149 195V194H148ZM151 195L149 196V198L151 197ZM182 195H184V194H182ZM219 195V194H218ZM218 195H216V196H218ZM224 195H226V194H224ZM254 195H252V197L254 196ZM111 196V195H110ZM219 196H221L222 197V200H223V197L224 198H226V199H228V200H223V201H221V200H219V201H221V202H224V201H228L229 203H231L230 204V206L232 205H234L235 207H239V206H241V205H243L244 203H245V205L246 204H248V203H251V201H250V197H249V200L248 199H244V198H242V197H239V196H233V195H231L230 196V194L229 195H226V196H223L222 195V193H221V195H219ZM218 196V197H219ZM240 196H244V195H240ZM262 196V197H261ZM14 197H16V196H14ZM18 197H16V199L18 198ZM100 197V196H99ZM104 197V196H103ZM201 197V196H200ZM205 197V196H204ZM203 197V198H204ZM207 197V196H206ZM208 197H210V196H208ZM217 197V198H218ZM251 197V198H252ZM113 198V197H112ZM142 198H143V196H142ZM145 198V197H144ZM153 198V199H154ZM15 199V200H16ZM101 199L103 200V198L101 197ZM152 199V200H153ZM154 199V200H155ZM213 199V201L216 199H214V198H212ZM218 199H220V198H218ZM104 200H105V197H104ZM106 200H107V198H106ZM112 200V199H111ZM209 200H211V199H209ZM252 200V199H251ZM253 200H254V198H253ZM26 201V202H25ZM156 201H158V199L156 200ZM208 201V200H207ZM217 201V200H216ZM261 201H262V199H261ZM19 202H20V204H19ZM98 202H100V201H98ZM113 202H114V200H113ZM203 202V201H202ZM220 202V203H221ZM255 202V201H254ZM258 201H256L255 203H257ZM162 203V202H161ZM161 203H160V206H161ZM201 201H200V198L198 197V196H196L195 194H192L191 193V195H185V197L182 199V201L181 202H179V201H177V200H173V201H164L163 203H162V206L161 207H163V209L166 211V212H170V213H166L165 212V214L163 215V213L162 214H160V215H163L165 218H167V219H170V220H172V221H177V222H181V223H185V222H187V221H189L190 219L191 220H194L195 221V223H198V224H201L202 225V228H204L203 226H210V225H219L221 228L222 227H224V226H229V225H237L238 227H239V224H240V222L241 221H244V220H248V221H250V222H248V223H251L252 221H253V227L256 225H258V227H260L259 226V222H260V219H261V217H263V216H261V217H259L258 216V219H257V214L256 215H254V214H252L250 211L251 210H247V209H245V208H237L236 210H226L227 211V213H226V211H224L223 209H221V210H213L212 208V210L211 209H209L210 211H207L206 209L205 210H203V211H201V213H203V214H197V212L195 213V211H194V213H195V215H190V213H185V214H183V215H175V214H177V213H179V212H181V211H183V210H185L186 208H188V207H190V206H198L197 208H199V205L201 206ZM205 203V202H204ZM15 204V203H14ZM42 204V205H41ZM111 204H113V203H111ZM208 204H210L209 202H208ZM214 204V203H213ZM216 204H218V203H216ZM222 204V203H221ZM224 204V203H223ZM21 205V206H20ZM61 207H60V206ZM158 205V204H157ZM256 205V204H255ZM263 205V204H262ZM70 206V205H69ZM111 206V205H110ZM208 206V205H207ZM210 206V205H209ZM215 206V205H214ZM217 206V205H216ZM223 206V205H222ZM225 206V205H224ZM260 206V205H259ZM44 207H43V209H44ZM46 207V208H47ZM105 207V206H104ZM140 207H142L141 205L139 206V208ZM145 207H146V205H145ZM202 207V206H201ZM200 207V208H201ZM212 207H213V205H212ZM234 207V208H235ZM243 207V206H242ZM245 207V206H244ZM253 207V206H252ZM256 207V206H255ZM24 208V207H23ZM68 208V207H67ZM112 208V207H111ZM110 208V209H111ZM196 208V209H197ZM204 207H202L201 209H203ZM208 208V207H207ZM214 208V207H213ZM217 208V207H216ZM226 208V207H225ZM142 209H145L144 207H142ZM141 208H140V210L139 211H141L142 210ZM159 209H160V207H159ZM195 209V208H194ZM227 209V208H226ZM260 209V208H259ZM52 210V209H51ZM103 210V211H104ZM263 210H264V208H263ZM28 211V212H29ZM78 212V213H76V212ZM108 211V210H107ZM205 211H207V212H205ZM255 211V210H254ZM32 212V211H31ZM39 212V211H38ZM74 212H75V214H74ZM82 212H83V210H82ZM109 212H110V210H109ZM109 212H107V214L109 213ZM113 212V211H112ZM111 212V213H112ZM161 212V211H160ZM198 212H199V209H198ZM253 212V211H252ZM264 212V211H263ZM262 212V214H264ZM34 213L32 214V215H34ZM106 213V212H105ZM141 213L143 214L144 213V211L142 210L141 211ZM254 213V212H253ZM255 213H256V211H255ZM85 214V213H84ZM101 214V215H100ZM110 214V213H109ZM115 215V212H113L112 213V215ZM141 214V215H142ZM145 214V213H144ZM143 214V215H144ZM261 214V213H260ZM29 215H30V212H29ZM38 215H40V217H44V216H42V213L41 214H35L34 216L36 217V216H38ZM82 215V214H81ZM96 215V216H97ZM111 215V214H110ZM113 215V217L115 218V220H118V218H116V215L114 216ZM142 215V216H143ZM259 215V214H258ZM91 216V215H90ZM94 216V217H93ZM107 216H109V215H107ZM119 216V215H118ZM30 217H32V216H29V218ZM40 217H39V220H40V222H43V224H42V228L44 229V227L43 226H46V221H44L43 219H40ZM67 217V216H66ZM103 217V216H102ZM111 217V216H110ZM109 217V218H110ZM119 217H121V215L119 216ZM108 218V219H109ZM114 218H112L113 220H114ZM122 218H123V216L121 217V221L120 220H118V222H116V223H114V224H120V222H124V221H122ZM160 218V217H159ZM264 218V217H263ZM32 219V218H31ZM35 219H37V218H35ZM63 219V218H62ZM96 219V220H95ZM102 219V218H101ZM105 219V218H104ZM107 219V218H106ZM153 220H155V219H157L156 217H153L152 218ZM27 220H28V218H27ZM38 220V219H37ZM36 220V221H37ZM93 220H95V221H93ZM115 220H114V222H115ZM158 220V219H157ZM156 220V221H157ZM252 220V221H251ZM30 221V220H29ZM33 221H34V219H33ZM50 220H48V222H49ZM106 221V220H105ZM109 221H110V219H109ZM158 221H160V219L158 220ZM85 222H84V224H85ZM98 222H101V221H98ZM97 222V223H98ZM108 222V221H107ZM13 224H9V225H7V226H5V228H3V226H2V229L0 228V237L2 238V237H5V239L7 238H9V239H11V241H12V243L13 244H11L10 246H12L13 248L15 247H17L18 246V244H20V243H24V245L21 247H18V250H16V251H19V249L23 252V253H21L19 256H17V255H11L10 253H8L9 255H11V256H9L8 254H7V252H9V250H11V249H9L7 246V248L9 249V250H7L6 251V254H5V256L6 255H8L7 257H9L10 259H9V262H8V260H7V257L5 258L3 255L4 254H2V253H0L1 255H2V257L0 256V264H21V263H24L23 262V259H24V261H26V257H25V255H24V253H32V252H34V253H37L36 251H40V252H45V253H48L49 252V250H50V248L49 247H47V248H45L44 246H42L41 244H39L38 242H35V241H32V240H22V242H21V238L19 237V233H18V231H19V229H18V225H16V224H14V222H12ZM51 224H52V222H50ZM50 223H48L49 225H50ZM65 223V222H64ZM121 223V224H122ZM161 223L162 224H160L159 225V227L161 228H165L166 230L165 231H167V230H169L170 232H172V233H175V234H177V233H179V231H180V228L179 227H174V226H166V225H163V222L161 221ZM244 223V222H243ZM41 224V223H40ZM45 224V225H44ZM48 224H47V226L46 227H48L49 228V231H52L53 232V230L55 231L57 228H56V225H55V222H54V224H52V225H50V226H48ZM261 224H262V220H261ZM58 225V224H57ZM68 225V224H67ZM66 225V226H67ZM70 226H71V224H70ZM73 226V225H72ZM71 226V227H72ZM77 226V227H78ZM153 226V225H152ZM156 226V225H155ZM218 226V227H219ZM226 226V227H227ZM245 226V225H244ZM261 226H263V225H261ZM58 227V226H57ZM70 227V228H71ZM129 228V230H128V232L127 231H125V232H122V231H118V232H116V234H115V232H114V230H113V232H112V234L114 233V235H116L115 237L114 236H111V235H109V233L110 232H108V234H101L103 237H101V236H95L96 238L97 237H100V239L98 240L97 239V241H95V240H91L90 242L88 241V244H89V248H90V253H91V250H93L94 252H95V249H103L104 247H108L107 245H109L110 243V246L114 243L115 244V242L116 243H118V241H123V246H125L124 245V243H127L128 241H130V237L132 236V234H134L135 232H133L132 231V229H131V225L129 226V224L127 223V225H125V226H122V228ZM159 227H157V228H159ZM195 227V226H194ZM198 227V226H197ZM200 227V226H199ZM230 227V226H229ZM246 228H247V226H245ZM59 228V227H58ZM74 228V227H73ZM120 228H121V225H120ZM127 228V229H128ZM142 228H143V224H142ZM148 228V227H147ZM156 228V227H155ZM154 228V229H155ZM159 228V229H160ZM196 228V227H195ZM215 228V227H214ZM47 229V228H46ZM46 229H45V231H46ZM52 229V230H51ZM101 229V228H100ZM107 231H108V229L107 228H105ZM144 229V228H143ZM217 229V228H216ZM255 229V228H254ZM253 229V230H254ZM257 229V228H256ZM18 230V231H17ZM86 230V229H85ZM104 230V229H103ZM112 230H110V231H112ZM124 230V229H123ZM149 230V229H148ZM152 230H153V228H152ZM151 230V231H152ZM186 230V229H185ZM194 230V229H193ZM200 230V229H199ZM218 230H219V228H218ZM249 230H250V228H249ZM258 230V229H257ZM49 231H47V232H49ZM57 231H58V229H57ZM56 231V233H58ZM105 231V230H104ZM103 231V232H104ZM107 231H105V232H107ZM150 231V230H149ZM149 231H147V232H149ZM153 231H155V230H153ZM152 231V232H153ZM157 231V230H156ZM156 231L155 232H153V234L155 233L156 234ZM204 231V230H203ZM202 231V232H203ZM217 231V230H216ZM220 231V230H219ZM230 231V230H229ZM209 232H211V231H209ZM221 232V231H220ZM225 232H226V230H225ZM224 232V233H225ZM241 233H242V231H240ZM249 232V231H248ZM252 233H253V231H251ZM50 233V232H49ZM49 233H47V235H49ZM151 232H149V234H150ZM160 233V232H159ZM162 233V232H161ZM212 233V232H211ZM228 233V232H227ZM244 233V232H243ZM255 233V232H254ZM261 233V232H260ZM60 234H62V233H60ZM59 234V235H60ZM100 234V233H99ZM111 234V233H110ZM146 234V233H145ZM207 234V233H206ZM210 234V233H209ZM221 234V233H220ZM223 234V233H222ZM226 234V233H225ZM224 234V235H225ZM247 233H245V235H246ZM263 234V233H262ZM261 234V235H262ZM17 235H18V237L19 238H16L17 237ZM52 235V234H51ZM58 235V238L60 237ZM152 235V234H151ZM151 235L149 236V238L151 237ZM158 234H156V236H157ZM183 235V234H182ZM211 235V234H210ZM215 235V234H214ZM260 235V234H259ZM50 236V235H49ZM198 236V235H197ZM200 236H202L201 235V233H200ZM199 236V237H200ZM204 236V235H203ZM222 237H223V235H221ZM247 236V235H246ZM249 236H251L252 238H253V240L256 238V236H255V234L254 235H252L251 233L249 234ZM255 236V237H254ZM15 239H14V238ZM94 237V238H95ZM153 237H155V236H153ZM166 237V236H165ZM196 237V236H195ZM208 237V236H207ZM212 237V236H211ZM218 237H220V236H218ZM221 237V238H222ZM259 237V236H258ZM0 238V239H1ZM149 238H146V237H137L135 240H136V243H135V249H134V253H135V251H136V253L134 254V258H135V256H136V258L138 259V257H141V259H142V256H144L145 254H150V255H152V256H154V255H159V253L160 252H162L163 253V251H166L165 252V254H168L167 253V251L168 252H170L171 251V249H174L173 248V246H171V245H173L172 243L170 244L167 240L168 239H166V238H164V237H162L161 235H159V236H157L156 238H153V240H149ZM181 238V237H180ZM179 238V239H180ZM184 238V237H183ZM194 238V237H193ZM217 238V237H216ZM250 238V237H249ZM261 238H263L262 236H261ZM260 237L258 238V239H261ZM7 239H6V241H7ZM18 239H20V240H18ZM87 239H89V238H87ZM102 239H104V240H102ZM192 239V238H191ZM220 239V238H219ZM247 240H248V238H246ZM251 239V238H250ZM3 241H4V239H2ZM61 240V239H60ZM182 240V239H181ZM190 240V239H189ZM216 240V239H215ZM214 240V241H215ZM244 240V239H243ZM252 240V239H251ZM252 240V241H253ZM257 240V239H256ZM262 240V239H261ZM261 240L259 241V242H261ZM264 240V239H263ZM20 241V242H19ZM63 241V240H62ZM61 241V244L62 243H65V242H62ZM199 240H194V242H197L198 244H200L199 242L201 241H199ZM207 241V240H206ZM219 241V240H218ZM249 241V240H248ZM247 241V242H248ZM255 241V240H254ZM187 242H188V240H187ZM193 242V241H192ZM194 242H193V245H194ZM221 243H219V244H221L222 245V243H224V244H226V243H228V245L229 244H231V245H234V244H232V243H235V240H233V239H231L230 237H225L222 241H220ZM263 242V241H262ZM261 242V243H262ZM38 243V244H37ZM42 243V242H41ZM45 243V242H44ZM84 244H85V242H83ZM129 243H131V242H129ZM185 243H186V241H185ZM215 243V242H214ZM213 243V244H214ZM217 243V242H216ZM215 243V244H216ZM246 243V242H245ZM255 243H257V242H255ZM264 243V242H263ZM262 243V244H263ZM45 244H47V243H45ZM223 244V245H224ZM249 244V243H248ZM251 244H253L252 242H251ZM258 244V243H257ZM66 245H67V243H66ZM121 245H122V242H121ZM127 245V244H126ZM133 245V244H132ZM196 245V244H195ZM211 245H212V243H211ZM218 245V244H217ZM220 245V246H221ZM230 245V246H231ZM65 246V245H64ZM87 246V245H86ZM86 246H85V248H86ZM123 246H120V244H119V250H121V247H123ZM129 245H128V247H130ZM213 246V245H212ZM219 246V245H218ZM251 246V245H250ZM261 246V245H260ZM67 247V246H66ZM172 247V248H171ZM178 247H179V245H178ZM181 247H185V246H181ZM216 246H214V248H215ZM49 248V249H48ZM69 247H67V250H69L68 249ZM84 248V249H85ZM124 248V247H123ZM125 248H126V246H125ZM206 248V247H205ZM217 248V247H216ZM221 248V247H220ZM238 248H240V247H238ZM106 249V248H105ZM115 249V248H114ZM176 249V248H175ZM229 249V248H228ZM261 249H262V246H261ZM118 250V249H117ZM170 250V251H169ZM201 250V249H200ZM93 251H92V253H93ZM104 251V250H103ZM179 251V250H178ZM183 252L182 253H184V252H186V253H188V251H186V250H182ZM214 251V250H213ZM212 251V252H213ZM216 251V250H215ZM264 251V250H263ZM68 252V251H67ZM73 252V251H72ZM81 252V251H80ZM172 252V251H171ZM180 252V251H179ZM198 252V251H197ZM201 253H202V256H203V250L202 251H200ZM232 252V251H231ZM234 252H235V250H234ZM241 252H242V250H241ZM15 253V252H14ZM45 253H44V255H45ZM70 253H71V250H70ZM74 253H76V250H75V252ZM73 253V254H74ZM108 253V252H107ZM191 253H194V252H191ZM214 253V252H213ZM224 253V252H223ZM227 253V252H226ZM13 254V253H12ZM39 254V253H38ZM52 253L50 252V255H51ZM78 254V253H77ZM102 254V253H101ZM118 254V253H117ZM220 254V253H219ZM237 254V253H236ZM47 255H49V254H47ZM52 255H54V254H52ZM69 255H71V254H69ZM90 255V254H89ZM100 255V254H99ZM124 255V254H123ZM163 255V254H162ZM211 255V254H210ZM222 255H224V254H222ZM234 255V254H233ZM39 256V255H38ZM57 256H59V255H57ZM74 256V255H73ZM79 256H80V254H79ZM83 256H86V255H84L83 254ZM125 256V255H124ZM40 257H42V256H40ZM48 257H50V256H48ZM47 257V258H48ZM60 257V256H59ZM62 257V256H61ZM60 257V258H61ZM76 257V256H75ZM86 257H88V256H86ZM86 257H84V259L86 258ZM133 257V256H132ZM207 256L205 255V257L203 256L202 257V259L204 258V261H205V258H206ZM211 257V256H210ZM43 258V257H42ZM52 259L54 258V256H52L51 257ZM50 258V259H51ZM80 258H83V257H80ZM126 258V257H125ZM4 259V260H3ZM5 259L7 260V261H5ZM29 259V258H28ZM32 259V261H33V257L31 258V256H30V260ZM49 259V258H48ZM59 259V258H58ZM79 259V258H78ZM84 259H83V262H84ZM131 259V258H130ZM136 259V260H137ZM207 260L206 261H208V257L206 258ZM57 259H56V257H55V260H53V261H56ZM60 260V259H59ZM88 260V259H87ZM90 260V259H89ZM132 260V259H131ZM139 260V259H138ZM4 261L6 262V263H4ZM37 261V260H36ZM58 261V260H57ZM81 262H82V260H80ZM120 261V260H119ZM123 261V260H122ZM203 261V260H202ZM34 262V261H33ZM45 262V261H44ZM48 262V261H47ZM89 262V261H88ZM94 262V261H93ZM125 262V261H124ZM127 262V261H126ZM131 262V261H130ZM132 262H133V260H132ZM139 262V261H138ZM211 262V261H210ZM259 262H261V261H259ZM51 263V261L49 262V263H47V264H50ZM54 263V262H53ZM87 262H85V264H86ZM90 263V262H89ZM92 263V262H91ZM141 262H139V263H136L135 262V264H140ZM242 263V262H241ZM246 263V262H245ZM45 264H46V262H45ZM52 264V263H51ZM55 264H69V263H66V262H64L63 260H62V262H55ZM93 264V263H92ZM119 264H120V262H119ZM121 264H127V263H123V262H121ZM131 264V263H130ZM144 264V263H143ZM152 264H156V263H152Z\"/></svg>",
  "mask_w": 264,
  "mask_h": 264
}]
</instances>
